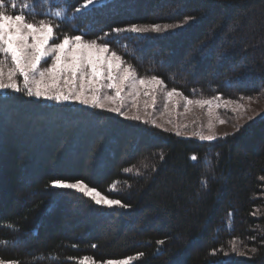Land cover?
<instances>
[{
  "label": "trees",
  "instance_id": "trees-1",
  "mask_svg": "<svg viewBox=\"0 0 264 264\" xmlns=\"http://www.w3.org/2000/svg\"><path fill=\"white\" fill-rule=\"evenodd\" d=\"M65 4L70 19H53L57 37L78 27L140 76L192 97L264 95V0H97L79 14L82 0H39L36 10ZM131 24L183 26L105 38ZM261 116L209 142L78 103L1 93L0 258L70 264L143 253L133 264H264ZM52 179L83 180L130 207L97 206Z\"/></svg>",
  "mask_w": 264,
  "mask_h": 264
},
{
  "label": "snow or ice",
  "instance_id": "snow-or-ice-1",
  "mask_svg": "<svg viewBox=\"0 0 264 264\" xmlns=\"http://www.w3.org/2000/svg\"><path fill=\"white\" fill-rule=\"evenodd\" d=\"M38 2L39 0H0V91L7 90L11 93L57 103L75 102L91 109L116 113L126 120L162 127L151 118L152 112L148 110L154 108L158 90L164 89L163 79L156 75L138 76L135 68L126 63L117 51L112 50L109 43L98 42V38L86 39L87 32L78 27L73 31L80 34L65 33L60 39L55 33L59 25L54 24L53 19L61 23L70 19L67 4L55 10L37 11ZM82 2L83 6L75 9L76 14L86 11L96 4L97 0H82ZM29 15L41 18L30 20ZM191 19V17L186 18V20ZM182 26L131 24L111 29L110 33L104 35L107 38L124 32L166 33L169 29ZM57 40L59 42H56ZM42 64L47 66L42 67ZM141 95L151 101L150 103L148 99L144 101L145 115L143 116L139 114ZM179 95L182 93L175 88L165 93L168 101L164 105L165 110L168 109L169 103L174 107L178 105V101L173 98ZM129 97L132 98V107L136 109V112L131 115L125 111ZM219 99V95L215 98L196 100L184 97L185 111L189 110V105L196 104L201 107L208 105V114L211 117L213 100ZM261 119H264V116H261ZM207 128V135L202 131L193 132L192 135L198 136L202 141L216 140L218 137L213 130L211 119L208 121ZM239 130L236 128L237 132ZM179 134L177 132V135ZM190 158L193 161L197 160L195 154ZM50 184L56 188L79 192L97 206L130 207L120 199L110 198L97 188L90 187L83 180L73 182L66 179H52ZM158 243L163 244L164 241L161 240ZM256 251V248L251 249L252 253ZM243 254L247 255V253ZM143 255V253H136L124 258L102 261L89 256L77 259L79 264H133ZM225 255L228 254L225 253ZM0 264H19V261L0 259Z\"/></svg>",
  "mask_w": 264,
  "mask_h": 264
},
{
  "label": "rangeland",
  "instance_id": "rangeland-1",
  "mask_svg": "<svg viewBox=\"0 0 264 264\" xmlns=\"http://www.w3.org/2000/svg\"><path fill=\"white\" fill-rule=\"evenodd\" d=\"M56 42H59L57 40ZM50 63V61H49ZM42 67H46L47 64H42ZM138 76H140L137 73ZM145 77V76H140ZM171 89L167 88L164 84L163 91L157 92V100L154 108L148 111L152 112V119H155L157 125H162L161 128L172 131L179 132V135L185 137H192L199 139L198 136L192 135L193 132L202 131L203 134H208V121L212 120L213 130L217 137L223 136L225 134L233 132L238 126L261 114L264 111V95L261 94L255 98L253 97H243L241 99H230L220 96L219 100H213L212 109L213 114L210 117L208 114V105L203 107L193 104L188 106V111H185V101L184 97L190 99H209L206 97H192L185 95L182 91L178 90L182 95L175 96L173 99L178 101L177 106H173L171 103L168 105V109L165 110L164 105L168 103L165 93ZM10 91H0V94H7ZM217 97V96H215ZM210 97V98H215ZM149 98L141 95L139 98V114L145 115V110L143 107L144 101ZM231 101L230 103H226ZM75 103V102H67ZM130 115L136 112V109L132 107V98L129 97L127 101V107L125 108ZM171 121V123H169ZM221 121H224L221 123ZM200 140V139H199ZM1 259V258H0ZM70 264H79L70 263Z\"/></svg>",
  "mask_w": 264,
  "mask_h": 264
}]
</instances>
